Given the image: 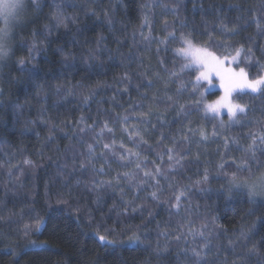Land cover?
<instances>
[{"label":"trees","instance_id":"16d2710c","mask_svg":"<svg viewBox=\"0 0 264 264\" xmlns=\"http://www.w3.org/2000/svg\"><path fill=\"white\" fill-rule=\"evenodd\" d=\"M152 2L41 0L45 5L42 11H35L29 4L16 25L15 56L7 67L0 66V264H192V249L199 250L202 245L201 238L189 234L188 228L198 230L205 222L211 232L209 242L216 249L209 255L210 261L264 264V201L253 204L246 194L235 192L229 198L224 194L228 176L217 168L226 158L225 170H234L230 165L242 157L239 149L250 143L246 139L248 133L257 129L256 121L264 120V101L247 96L241 100L255 111L249 119L235 125L203 112L184 117L171 108L165 111L164 103H154L151 98L157 90L164 91L153 75L159 72L164 76L159 60L163 58L168 69H178L183 57L174 52L181 46L179 41L170 44L166 53L161 49L160 56L156 54L158 45L145 49L141 43L143 5ZM56 3L75 23L54 27L52 6ZM182 3L186 5L181 9L187 24L184 31L193 34L194 43L212 49L209 33L217 44L248 46L252 38L255 59L246 70L250 77L261 73L256 61L264 65V38L258 34L256 19L264 17V0H199L195 8L192 0ZM152 12L153 34L159 38L165 35V22L173 24L176 18L164 8H154ZM220 19L229 27L237 26L239 35L234 40L226 41L220 34ZM175 30L179 36V23ZM101 37L105 38L104 43L98 48ZM212 50L225 54L224 50ZM90 51L94 59L89 58ZM69 53L72 58L65 59ZM21 59L26 71L17 64ZM145 73L157 84L156 89L145 88ZM126 74L131 83L123 80ZM175 88L176 84L170 82L169 94ZM219 94L220 91L210 92L206 98L213 100ZM182 101L191 104L187 94ZM137 105L143 106L146 115L151 113L147 118L155 128L138 123L141 117ZM124 116L129 117L128 123H116ZM157 116L164 117V126ZM81 118L85 123H80ZM105 121L114 129L117 150L123 142L134 152H141L149 165L155 161L162 169L170 162L166 156L163 163L159 160L160 145L171 147L170 138L180 140L181 130L202 127L209 135L214 128L220 132L199 145L193 143L189 147L191 156L183 161L185 166L169 173V180L160 178L164 191L161 201L156 202L149 185L135 187L136 181L130 183L123 177V172L133 171L134 166L121 168L114 162L115 157L107 156L108 163L101 160L96 164L107 175L95 177L91 169H79L83 159L80 153L87 154V144L99 148L89 127L95 122V131L99 132V125ZM81 128L85 131L81 132ZM133 128L143 129L141 136L147 144L134 147L127 134ZM225 134L229 141H237L229 142L227 149ZM161 135L166 139L161 140ZM111 136L105 132V141ZM257 156L264 159L259 153ZM25 159L34 166L24 164ZM205 170L209 173L208 182L197 184ZM118 173V185L91 190L93 179L114 181ZM173 188L189 190L187 213L173 214L175 209L168 203ZM37 217L42 221L38 229ZM188 220L193 225L189 226ZM25 225L32 226L27 235ZM100 235L112 243L99 241ZM134 236H139L142 243H131L130 237ZM253 246L254 255L250 253Z\"/></svg>","mask_w":264,"mask_h":264},{"label":"snow or ice","instance_id":"6c2138e0","mask_svg":"<svg viewBox=\"0 0 264 264\" xmlns=\"http://www.w3.org/2000/svg\"><path fill=\"white\" fill-rule=\"evenodd\" d=\"M193 7L195 8L199 4V0H192ZM37 11H42L43 5L41 0H0V21L3 26L0 27V66L7 67V62L15 56V48L13 42L17 39V35L14 34L16 25L23 19V15L26 12L28 5ZM53 15L55 16V28L67 27L68 23H75V20L70 17H66L62 11L59 3L53 6ZM145 11L142 13L143 23L140 30L141 43L144 44L145 49H149L153 44L158 45L156 48L157 56L161 55V49L166 53L170 44H174L177 41L180 43V47L174 49L177 55L183 57V60L178 69H168L165 66L163 58L159 60L160 67L163 69L164 76H161L159 72H154L157 82L163 86L164 91L157 90L155 95L151 98L157 105L164 103L165 111L169 108L173 109L177 115L189 117L194 113L203 112L205 116L211 114L215 119L220 117L224 112L227 113L229 123L232 125L240 124L241 121L249 119L253 115L254 109L247 103H241L246 96L252 100L264 101V65H260L259 61H256L258 67L261 68V73L250 77L249 72L246 70L247 66L255 59V52L251 45L255 44V40L249 38L248 46L243 43H220L217 44L209 33V40L212 42V49L224 50V55H218L217 51H214L208 47L202 45L198 46L194 43V36L191 32L184 31L187 29L185 19L181 15V9L186 7L182 0H170L169 3H156L153 0L152 3L143 5ZM154 8H164L167 14L176 18V22L168 24L165 22L164 33L161 37H156L153 34L151 17L153 15L152 10ZM243 11V9H240ZM95 16V11L92 12ZM105 15H107L105 13ZM109 24L112 23V19H108ZM176 23H179V27L182 30L177 35ZM258 34L264 38V17H258L256 19ZM220 34L224 36L225 40H234L235 36L239 35L237 26L233 25L229 27L224 23L223 19L219 20ZM231 33V36L227 34ZM35 35V34H34ZM104 37H101L97 42V46L102 47L104 43ZM135 39V37H134ZM119 43V40L116 41ZM36 44L33 43V48ZM107 51V49H104ZM90 59H94L95 55L90 51L88 53ZM35 57H33L34 59ZM72 58V54H65V59ZM111 58V54H109ZM131 59V57H129ZM22 71H26L24 68L25 61L23 59L17 61ZM143 62H141V65ZM71 68V65H68ZM186 74V75H185ZM145 78V88L156 89L157 84L147 78V74H143ZM192 76L195 79H192ZM219 81V86L224 90V94L212 103H205L203 100V92L208 91L212 87L213 78ZM124 81L131 83L127 74L123 77ZM175 83L176 88L172 94H169L167 88L169 83ZM137 91L140 90V86L137 85ZM2 91V90H0ZM127 91V88H125ZM187 94L191 104L182 101V97ZM235 94V99H234ZM163 97L164 99H161ZM145 99L148 96L145 95ZM87 101L88 97L84 98ZM166 100V103H165ZM139 111L141 119L138 123L145 126L155 128L156 125L147 118L151 113L145 114L142 105L136 106ZM264 115V112H262ZM156 119L161 122V126H164V117L157 116ZM129 117L124 116L123 120H117L116 123H128ZM81 124L85 123L83 118L80 121ZM187 123V121H186ZM258 127L255 131H250L246 137L250 143L247 147L239 149L243 155L239 161L233 160L230 165L232 170L230 173L225 170L224 166L227 159H222L218 164V171L223 172L228 176L227 186L224 190V194L231 197L235 193H244L248 196L251 203H256L258 200L264 201V159H260L257 153L261 157H264V120L256 121ZM98 125L93 123L89 127V131L93 133V141L99 145L97 149L93 143L87 144V154L80 153L83 157L79 161V169L81 171H87L91 169L94 176L107 175L104 168H96V164L101 160L104 163H108L107 156L115 157L116 163L121 168L127 169L134 166L133 171H124L123 177L127 182L136 181L135 187H140L144 184L149 185L152 188L151 197L153 201L160 202L161 194L164 191V187L161 185L160 178L169 180V173L183 168L185 165L183 161L191 156L189 147L195 143L197 145L208 141L210 138L218 136L220 130L214 128L209 135L208 131L204 128L193 129L191 127L187 130H181L179 133L180 140H177L175 136L170 138L171 147L161 144L162 151L158 153V158L163 163L164 157L170 162L166 169H162L155 161L149 165L147 158L139 151H133L132 148H127L123 142H120L119 149L117 150V141L114 138V129L109 127V123L105 121L102 125H99L100 131L96 132L95 128ZM221 122V127H223ZM248 127H251L248 125ZM85 129L81 128V132ZM127 132V129H124ZM141 128H133L132 132H128L129 138L133 141L134 147H139L141 143L147 144V141L141 136ZM105 132L112 134L111 137L105 141ZM199 139H195V137ZM139 137V139H135ZM166 139L161 135V140ZM225 141L224 147L228 148L229 142L236 143V138H232L229 141V137L225 134L223 136ZM104 141V142H102ZM97 152L99 155H97ZM198 159V157H197ZM24 164L34 166L32 161L25 159ZM73 171H76L74 168ZM142 174V175H141ZM259 174V175H258ZM121 176L118 173L113 180H99L93 179L91 181V190L97 191L101 187H114L120 182ZM209 180V173L207 170L202 174L200 180H197V184L207 183ZM79 183V181H77ZM171 187V185H169ZM202 191L205 189H201ZM173 197L168 203L172 209H175L173 214L179 215L181 211L187 213L189 210L185 205L190 201L189 190L187 188H173ZM62 202V201H58ZM133 210L134 206H133ZM42 221L39 217L35 220V227L38 229ZM193 221L188 220V225H193ZM215 224V221H213ZM185 226V225H181ZM25 235L28 234L30 225H25ZM189 234L194 237L199 236L201 238V245L199 250L192 249V264H215V261L208 259L209 255L216 252L210 242L211 232L209 231L208 223L201 224L198 230L191 227L188 228ZM183 235V234H181ZM181 235L176 236V239H181ZM244 239H248L246 234L242 233ZM99 241L106 244L112 243L105 236L100 235ZM131 243H142L139 236L130 237ZM251 254H255V247L250 249Z\"/></svg>","mask_w":264,"mask_h":264},{"label":"rangeland","instance_id":"374dc122","mask_svg":"<svg viewBox=\"0 0 264 264\" xmlns=\"http://www.w3.org/2000/svg\"><path fill=\"white\" fill-rule=\"evenodd\" d=\"M2 26H3V23H2V21H0V27H2ZM218 91H220V94L218 95L217 98H215L213 100H209L208 98H206L208 93H210V92H218ZM223 94H224V90L219 86V81L214 77L213 81H212V87L209 88L208 91L203 92V100L205 101V103H212L213 101L218 100ZM225 116H227L226 112H224L218 118L229 125L230 123H229V120H228V116H227V118H225Z\"/></svg>","mask_w":264,"mask_h":264}]
</instances>
